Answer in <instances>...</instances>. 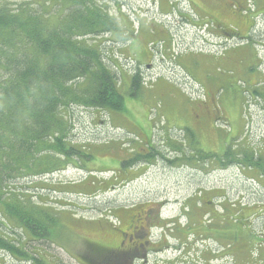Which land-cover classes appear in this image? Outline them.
Masks as SVG:
<instances>
[{
  "label": "rangeland",
  "instance_id": "rangeland-1",
  "mask_svg": "<svg viewBox=\"0 0 264 264\" xmlns=\"http://www.w3.org/2000/svg\"><path fill=\"white\" fill-rule=\"evenodd\" d=\"M116 1L109 0L111 12L117 15L119 5L139 33L133 44L111 45L109 52L122 62L124 78L130 79L140 64L143 84L133 96L131 81L122 83L121 112L70 111V138L91 144L94 156L16 183L32 201L59 210L62 226L50 241L26 244L41 262L0 252V264H85L78 259L87 254L84 239L103 240L107 233L109 240L105 226L119 207L120 213L157 201L167 202L161 210L171 224L153 230L166 246L146 264H264V177L253 167L255 176L248 179L243 176L248 167L233 163L223 169L220 161L228 149L237 155L249 148L264 158V12L250 29L253 11H264V0ZM234 53L237 66L224 63ZM153 142L156 151L177 160L151 149L157 159L150 165L121 166L138 151L147 154ZM216 191L223 198L211 199ZM200 194L198 205L212 213L209 218L193 209ZM185 204L192 207L190 213ZM203 236L218 241L198 239Z\"/></svg>",
  "mask_w": 264,
  "mask_h": 264
},
{
  "label": "trees",
  "instance_id": "trees-1",
  "mask_svg": "<svg viewBox=\"0 0 264 264\" xmlns=\"http://www.w3.org/2000/svg\"><path fill=\"white\" fill-rule=\"evenodd\" d=\"M53 3L0 0V217L4 219H0V252L10 253L24 262H41L37 253L34 256L27 252L26 244L50 241L62 224L59 210L43 201H32L26 192L17 190L21 188H16V183L27 177L33 179L65 170L70 164L80 165L77 161L84 158L91 159L94 156L88 148L91 144L74 143L69 136L70 111L83 107L109 114L121 112L125 109L122 83L131 81L133 96L143 84L140 64L130 79L124 78L119 68L122 62L109 52L111 45L133 44L139 33L135 31L134 21H130L119 5L115 15L109 0H53ZM253 12L250 29L264 11ZM232 31L234 35L239 33L238 28ZM123 58L132 63L128 57ZM156 155L170 162L177 160L158 151ZM256 155L249 148L237 155L228 149L220 161L223 168L234 161L244 169L256 167L264 177V158ZM153 159H157L153 152L138 151L120 164L122 167L150 165ZM202 196H195L198 200L193 209L209 218L211 213L201 211L202 206L198 205ZM215 196L221 197L216 192L211 199ZM186 226L181 225L191 228L190 223Z\"/></svg>",
  "mask_w": 264,
  "mask_h": 264
},
{
  "label": "flooded vegetation",
  "instance_id": "flooded-vegetation-1",
  "mask_svg": "<svg viewBox=\"0 0 264 264\" xmlns=\"http://www.w3.org/2000/svg\"><path fill=\"white\" fill-rule=\"evenodd\" d=\"M150 148L154 149V142L150 143L147 149ZM150 151L147 153H150ZM218 163L220 164V161ZM233 163H237V161L229 163V165ZM221 167L223 168L222 165ZM254 172L255 168L248 167L246 172H243V176L251 179L255 176ZM221 198H223L222 195ZM166 203V201H157L153 205L138 203L124 207L123 210H120V213L117 210L116 215L111 216V225L105 226L106 230H110L108 232L110 239L108 240L107 233L106 237L100 242L85 238L84 240L88 248L87 254L78 256V259L85 264H146L151 255L159 254L166 246L161 238L156 240L153 234L155 228L164 229L171 224L162 215L163 211L161 209ZM186 204L184 208L186 207L189 211L190 209ZM121 208L119 207L118 209ZM209 208L214 209L215 205H211ZM207 212L210 213L209 210ZM211 214L209 215L211 216ZM176 222L174 221L173 223ZM115 226H119L120 229L115 228ZM169 228H167L168 231H170ZM167 233L164 232L163 235Z\"/></svg>",
  "mask_w": 264,
  "mask_h": 264
},
{
  "label": "crops",
  "instance_id": "crops-1",
  "mask_svg": "<svg viewBox=\"0 0 264 264\" xmlns=\"http://www.w3.org/2000/svg\"><path fill=\"white\" fill-rule=\"evenodd\" d=\"M234 55H235L234 58H231V57L229 56L230 59L225 60L224 63H226V64L233 63V66H234V65L237 66V53H236V54L234 53ZM202 117H203V116H202ZM199 120H200V119H199ZM192 124H195V125H196V124H198V123L193 122Z\"/></svg>",
  "mask_w": 264,
  "mask_h": 264
},
{
  "label": "bare ground",
  "instance_id": "bare-ground-1",
  "mask_svg": "<svg viewBox=\"0 0 264 264\" xmlns=\"http://www.w3.org/2000/svg\"><path fill=\"white\" fill-rule=\"evenodd\" d=\"M176 8V7H175ZM180 15V14H179ZM56 22V21H55ZM161 30V29H160ZM250 37V36H249ZM87 38V37H86ZM254 42V41H253ZM264 44V43H263ZM88 48V47H87ZM255 48V47H254ZM37 53V52H36ZM20 57V56H19ZM43 57H45V56H43ZM63 59V58H62ZM242 62V61H241ZM11 90V89H10ZM7 93V92H6ZM14 94V93H13ZM3 99V98H2ZM3 103V102H2ZM7 103V102H6ZM33 121V120H32ZM17 124H19V123H17ZM8 125V124H7ZM14 125V124H13ZM4 127V126H3ZM14 132V131H13ZM10 135V134H9ZM8 140V139H7ZM219 201V200H218ZM181 204V203H180ZM182 211V210H181ZM9 227V226H8Z\"/></svg>",
  "mask_w": 264,
  "mask_h": 264
}]
</instances>
